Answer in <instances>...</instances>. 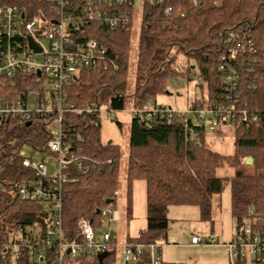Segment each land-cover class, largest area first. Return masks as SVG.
<instances>
[{
  "label": "trees",
  "instance_id": "16d2710c",
  "mask_svg": "<svg viewBox=\"0 0 264 264\" xmlns=\"http://www.w3.org/2000/svg\"><path fill=\"white\" fill-rule=\"evenodd\" d=\"M20 1L30 15L46 12V4L41 0ZM168 7L171 11L166 14ZM227 33L236 37L230 46L239 43L232 61L237 71L238 101L234 108L245 109L249 119L247 126L239 120L232 128V155L225 156L211 149L204 140L203 125L193 124L185 116L173 120H131L124 179L128 218L133 180H143L145 185L146 226L137 237L125 241L143 245L144 254L137 264L147 261L146 246L166 239L170 206H195L200 218L208 220L212 198L227 183L236 224L249 207L264 216V0H199L197 5L192 0H164L160 5L144 4L132 106L146 107L156 94L164 91L167 80L188 78L193 67L206 83V88L203 83L197 84L200 90L208 99H220L224 86L218 66L223 49L221 40ZM131 35L132 25L105 28L91 21L83 26L80 38L94 40L106 48L111 57H117L119 68L112 71L99 65L81 69L67 88L68 104L81 108L107 103L112 111L124 108ZM179 57L184 60L183 73L176 70ZM1 81L7 85L10 80ZM205 103L201 98L190 107ZM253 113L258 115L257 122L250 120ZM64 124L65 141L78 145L88 159L86 164L94 166L87 173L73 169L62 193L63 241L78 242L80 220L91 222L97 238L103 217L96 211H117L121 149L100 141L99 118L95 113H66ZM46 131L41 122L34 121L28 127L24 123L9 124L5 134L0 135V242L7 240L16 227H34L40 234L46 230L47 212L34 203L20 200L14 192L18 181L32 177V172L22 166L19 152L27 144L34 152H47ZM247 158L251 159L250 163L245 162ZM223 166L232 169L231 176L217 175ZM116 244L117 240L112 237L111 248L101 262L82 255L74 260L66 257L65 264H114ZM15 264H30V259L22 256Z\"/></svg>",
  "mask_w": 264,
  "mask_h": 264
},
{
  "label": "built area",
  "instance_id": "2783aa9c",
  "mask_svg": "<svg viewBox=\"0 0 264 264\" xmlns=\"http://www.w3.org/2000/svg\"><path fill=\"white\" fill-rule=\"evenodd\" d=\"M41 1L46 4V12L39 11V16H33L23 9L20 0H0V135H4L7 126L13 123H30L32 126L34 121H39L47 129V152L36 153L51 154L54 161L49 165L43 161L36 163L21 150V164L32 172V177L18 181L14 192L20 200L43 208L49 218L42 234L34 227H16L7 240L0 242V264L18 263L22 256L28 257L30 264H65L66 257L74 260L85 255L97 259L100 254H108L112 239L109 229L98 240L91 222L86 219L78 223L80 241H63L61 210L64 184L73 169H80L83 173L94 169L93 164H86L88 159L78 145L65 141L64 116L66 113L98 115L100 112V105L77 108L68 104L67 88L81 69L99 65L112 71L119 68L117 57H111L106 48L94 40L80 38L84 25L96 21L105 28L131 26L137 6L142 9L144 4L160 5L164 0ZM192 2L197 5L199 0ZM170 11L169 7L166 8V14ZM43 40L47 44H43ZM235 40L232 33H227L221 40L223 49L218 68L224 93L220 99L205 96L204 106L189 107L183 113L164 107L132 106V118L139 121L153 118L173 120L189 115L198 125L209 119L210 131L219 130L222 126L233 128L239 120L247 126L248 112L234 108L238 101L237 71L232 61L238 53L239 43L231 46L229 43ZM176 70L184 72L182 65H177ZM3 79L10 81L5 85L1 81ZM188 79L203 83L195 73H188ZM203 85L206 88V83ZM250 120L257 122L258 115L253 113ZM50 168L52 173H49ZM115 212L101 211L102 223L108 220L109 224ZM236 225L234 236L224 243L229 264H264V216L249 207ZM199 242L198 237H191V243ZM146 247L148 258L144 264H162L159 243ZM116 248L120 249L124 264H137L138 258L144 254L143 245L124 242L117 243Z\"/></svg>",
  "mask_w": 264,
  "mask_h": 264
},
{
  "label": "rangeland",
  "instance_id": "374dc122",
  "mask_svg": "<svg viewBox=\"0 0 264 264\" xmlns=\"http://www.w3.org/2000/svg\"><path fill=\"white\" fill-rule=\"evenodd\" d=\"M141 27V9L137 6L132 21V35L129 50L127 89L123 99V109L120 111L109 110L107 103L100 104L99 135L102 143H112L121 149L119 161V190L116 199V210L121 218L118 221L108 220L102 223L97 231V239H101L103 233L109 229L110 234L116 236L121 242L123 238H135L139 231L146 226L145 216V185L143 180H133L131 185V215L125 218V171L128 153L129 129L132 120L130 109L132 108V92L134 90V68L137 56L139 30ZM43 44H47L43 40ZM184 60L178 58L177 64L182 65ZM192 64V62H191ZM189 64V65H191ZM183 66V65H182ZM191 73L197 74L193 67ZM175 82V84H174ZM205 92L201 91L196 80H189L180 76L176 80L169 79L165 83L164 91L156 94L154 100L146 104V107H164L175 113L185 112L195 100L205 98ZM193 124L196 120L185 115ZM119 124L120 126H118ZM210 120L203 121L204 140L209 147L222 155L229 156L234 151V133L229 127H220L219 130L208 129ZM24 155L32 161L45 162L48 165L54 161V156L48 153L34 152L30 145L22 148ZM49 173H52L50 168ZM217 175L229 177L232 169L228 166L220 167ZM168 212L169 224L166 239L163 242L162 260L164 264H229L227 250L224 243L229 242L234 236L236 221L232 217L230 204V184L227 183L219 195L212 198L211 216L208 220L200 218L195 206H170ZM192 236L199 239L197 247H190ZM160 244V243H159ZM116 264H124L120 249L116 248Z\"/></svg>",
  "mask_w": 264,
  "mask_h": 264
},
{
  "label": "crops",
  "instance_id": "0c3cea01",
  "mask_svg": "<svg viewBox=\"0 0 264 264\" xmlns=\"http://www.w3.org/2000/svg\"><path fill=\"white\" fill-rule=\"evenodd\" d=\"M169 209H170V208H169ZM169 209H168V212H169ZM167 215H168V213H167ZM125 216H126V213H125ZM120 218H121L120 213H119L118 211H116V212H115V217H114V219L112 220V222H113V221H118V220H120ZM125 218H128V217L126 216ZM139 232H140V231H139ZM111 236H112V235H111ZM137 236H138V235H137ZM137 236H136V237H137ZM112 237H113V236H112ZM113 238H115V239L117 240V243H118V244H122V243H124V242L126 241V239L128 238V236L126 237V239L123 238L122 240H120L121 242H118L119 239H118L116 236H114ZM159 245H160V248H159V249H160V250H159V255H160V257H161V262H162V264H164V263H163V260H162V258H163V257H162L163 242H160ZM197 245H198V244H193V243H191V240H190V244H189L190 247H197Z\"/></svg>",
  "mask_w": 264,
  "mask_h": 264
},
{
  "label": "water",
  "instance_id": "95a60500",
  "mask_svg": "<svg viewBox=\"0 0 264 264\" xmlns=\"http://www.w3.org/2000/svg\"><path fill=\"white\" fill-rule=\"evenodd\" d=\"M29 125H30V123H27V124H26L27 127H28ZM246 162H247V163H250V162H251V159H250V158H247V159H246ZM96 214H100V211L97 210V211H96ZM68 252H69V251H67V253H68ZM106 256H107V253L100 254V255L97 256V260H98L99 262H101Z\"/></svg>",
  "mask_w": 264,
  "mask_h": 264
}]
</instances>
